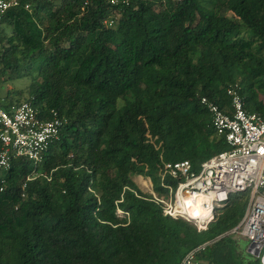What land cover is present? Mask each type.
I'll list each match as a JSON object with an SVG mask.
<instances>
[{"label":"trees","instance_id":"obj_1","mask_svg":"<svg viewBox=\"0 0 264 264\" xmlns=\"http://www.w3.org/2000/svg\"><path fill=\"white\" fill-rule=\"evenodd\" d=\"M16 1L0 16V89L28 83L0 105L61 124L38 161L0 169V264H177L208 240L207 264H260L228 233L244 193L197 231L132 177L159 181L161 161L196 168L227 148L199 96L228 109L235 83L264 113V0Z\"/></svg>","mask_w":264,"mask_h":264},{"label":"built area","instance_id":"obj_2","mask_svg":"<svg viewBox=\"0 0 264 264\" xmlns=\"http://www.w3.org/2000/svg\"><path fill=\"white\" fill-rule=\"evenodd\" d=\"M105 1L112 5L127 3V0ZM16 3L0 0V16ZM225 95L229 104L225 110L206 96H199L198 101L210 115L215 135L224 139L227 148L196 168L186 159L161 161L158 179L165 191L157 194L149 188L148 194L161 205L163 214L190 222L201 231L213 219L216 208L225 205L232 195L246 193L243 214L228 233L245 239L247 252L264 264V113L243 108L235 83L226 86ZM60 124L56 116L41 118L26 101L10 111L0 105V169H6L15 157L38 161L48 143L57 138ZM165 178L173 180L174 185L164 182ZM188 201L197 202L203 215H189L185 203ZM117 214L126 213L117 210ZM210 242L188 249L177 264H207L200 254Z\"/></svg>","mask_w":264,"mask_h":264},{"label":"rangeland","instance_id":"obj_3","mask_svg":"<svg viewBox=\"0 0 264 264\" xmlns=\"http://www.w3.org/2000/svg\"><path fill=\"white\" fill-rule=\"evenodd\" d=\"M27 83H28V80L26 78H18V79L12 80L11 82H5V83H3L1 85L0 95H3L6 90H10V89H24L25 86L27 85ZM137 176L138 175H133L132 180L137 185V187L141 191H143L145 193H148V191L150 190L149 188L156 187L157 186V183L159 184V181L157 179H156V181L151 182V180H150V182H149L148 179H147V177H144V176L141 175V178H143L142 180L148 182V186L146 188H143V187L140 186V183L138 182V177ZM150 183L152 184L151 187H150ZM244 197H246V193H244ZM244 200H245V198H244ZM216 211L217 212L220 211L219 208H216L215 209V212ZM118 213H119V211H118ZM202 237H203V235H202ZM232 237L234 239H238L237 240V244H238L239 249L244 250V251H247V248H246L247 241L245 239L240 238V236H237L235 234H234V236L232 235Z\"/></svg>","mask_w":264,"mask_h":264},{"label":"bare ground","instance_id":"obj_4","mask_svg":"<svg viewBox=\"0 0 264 264\" xmlns=\"http://www.w3.org/2000/svg\"><path fill=\"white\" fill-rule=\"evenodd\" d=\"M138 182L140 183V185L143 187V188H146L147 185L146 183H143V181H139ZM186 203V210H187V213L191 216H194V215H200L202 216L203 213L201 212V208L199 207V205L197 204V202H194V201H188V202H185Z\"/></svg>","mask_w":264,"mask_h":264},{"label":"crops","instance_id":"obj_5","mask_svg":"<svg viewBox=\"0 0 264 264\" xmlns=\"http://www.w3.org/2000/svg\"><path fill=\"white\" fill-rule=\"evenodd\" d=\"M138 177V179H140L141 178V176H137ZM148 178V177H147ZM141 179H143V178H141ZM148 181L150 182V179L148 178ZM145 183V182H144ZM147 184V183H146ZM152 185V184H151ZM141 186V185H140ZM148 186V185H147ZM142 187V186H141ZM208 241H211V240H208ZM204 242H206V241H204Z\"/></svg>","mask_w":264,"mask_h":264}]
</instances>
